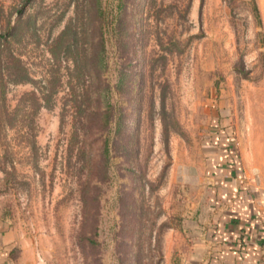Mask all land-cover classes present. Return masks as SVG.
Here are the masks:
<instances>
[{"label":"rangeland","instance_id":"1","mask_svg":"<svg viewBox=\"0 0 264 264\" xmlns=\"http://www.w3.org/2000/svg\"><path fill=\"white\" fill-rule=\"evenodd\" d=\"M23 2L0 0L2 263L182 264L208 154L264 175V0Z\"/></svg>","mask_w":264,"mask_h":264},{"label":"crops","instance_id":"2","mask_svg":"<svg viewBox=\"0 0 264 264\" xmlns=\"http://www.w3.org/2000/svg\"><path fill=\"white\" fill-rule=\"evenodd\" d=\"M205 183L208 223L182 264H264V175L216 148L208 154Z\"/></svg>","mask_w":264,"mask_h":264},{"label":"trees","instance_id":"3","mask_svg":"<svg viewBox=\"0 0 264 264\" xmlns=\"http://www.w3.org/2000/svg\"><path fill=\"white\" fill-rule=\"evenodd\" d=\"M29 0H24L22 6L20 7V9L18 10V13L21 15L23 12V9L25 8V6L28 4ZM87 9H88V13L91 14V12H93V9L95 11H97V13L100 15L101 12V0H87ZM1 37V34H0ZM6 42V39L3 40V42H0V48L4 45V43ZM104 53H105V44L103 39L101 40V51H99L97 58H99V61H103V57H104ZM103 54V55H102ZM1 60V58H0ZM17 80V75H14ZM104 87H108V85H104ZM106 102V101H105ZM109 102L107 103V107H102V106H98L96 109L95 113H86L83 116L80 117V119H78V125H79V130L82 131V134L84 136H88L89 133H92V129H94L97 132H101L104 130V128L108 125L109 120H108V108H109ZM97 115V117H102L101 121L99 124H97L96 126H93L90 122H89V117L90 115ZM104 152H108V140L105 139L104 140Z\"/></svg>","mask_w":264,"mask_h":264}]
</instances>
